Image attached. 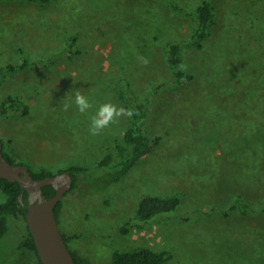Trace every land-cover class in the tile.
Here are the masks:
<instances>
[{
    "label": "rangeland",
    "instance_id": "374dc122",
    "mask_svg": "<svg viewBox=\"0 0 264 264\" xmlns=\"http://www.w3.org/2000/svg\"><path fill=\"white\" fill-rule=\"evenodd\" d=\"M201 1L0 0V66L29 60L0 73V102L30 106L0 115V137L33 167H90L63 198L60 227L92 264L140 245L170 251L168 264H264V0H212L215 23L196 48L191 11ZM171 41L183 44L181 65L193 74L182 85L166 60ZM76 90L93 102L88 113L74 102L62 110ZM146 98L144 129L159 142L121 181H108L95 165L107 150L116 157L130 118L96 136L89 118L103 103L129 108ZM173 193L182 196L175 211L135 218L145 194ZM238 195L251 210L234 207ZM27 225L9 218L0 264H42L20 245Z\"/></svg>",
    "mask_w": 264,
    "mask_h": 264
},
{
    "label": "trees",
    "instance_id": "16d2710c",
    "mask_svg": "<svg viewBox=\"0 0 264 264\" xmlns=\"http://www.w3.org/2000/svg\"><path fill=\"white\" fill-rule=\"evenodd\" d=\"M39 1L47 2L48 0ZM176 6L180 9L182 8L179 5ZM191 12L196 16L197 25L191 35L190 44L196 48H202L204 40L211 34L212 27L215 23V11L212 0H202ZM75 38L76 36H73V43ZM66 51L71 56L74 50L69 48L66 49ZM182 52L183 44L178 41L169 42L165 50L166 60L173 71L174 81L178 85H182L193 79V74L187 70H181ZM28 64V58L24 57L22 64L15 65L8 63L6 66H0V73L3 72L4 69L15 71L19 66L25 67ZM128 107L134 109L138 115H133L130 118L121 139L117 141L116 157L112 151L107 150L104 156L100 158L95 165L96 168L105 170L104 176L111 182L121 181L143 157L152 153L155 145L159 142L158 139L153 140L144 129L146 117L148 116L150 110V99L146 98L136 102L128 100ZM29 108L30 106L22 99L10 96L3 102H0V115L7 114L11 110L17 111L20 109L27 114L29 112ZM2 141L4 142V154L8 160L13 163L28 164L31 173L35 178L40 179L56 174L53 169L48 166L33 167L30 163L22 161V159H16L12 153L7 150L5 141L3 139ZM66 170L70 171L74 178L71 190L79 185L81 174L90 175V167L86 165H70L67 168L60 169L59 172ZM0 188L6 195L5 201L0 204V236H3L9 231V218L11 216L23 217L26 220L29 204V192L28 190L23 189L20 182L10 181L9 179L1 176ZM56 192V188L51 184L43 187V194L45 198L54 196ZM181 202L182 196L179 193H173L166 196L158 194H145L138 203L135 218L139 221L151 220L161 214L175 211ZM62 204L63 200H61L56 206V214L59 222ZM234 207H238L243 212L251 210V206L249 203L244 201L242 195H238L236 197ZM261 212L264 213V209H262ZM27 227L28 233L22 239L20 245L34 251L39 257L34 235L28 225ZM120 230L125 233L128 231V227L123 225ZM64 237L69 244L72 237L65 233ZM71 250L75 257L76 264H92L89 257L80 254L72 248ZM171 258L172 253L166 249L159 251L149 246L140 245L129 250L114 251L112 262L113 264H168Z\"/></svg>",
    "mask_w": 264,
    "mask_h": 264
},
{
    "label": "water",
    "instance_id": "95a60500",
    "mask_svg": "<svg viewBox=\"0 0 264 264\" xmlns=\"http://www.w3.org/2000/svg\"><path fill=\"white\" fill-rule=\"evenodd\" d=\"M0 176L20 182L23 189L29 192L26 221L34 235L42 264H76L56 214L57 204L73 187L71 172L66 170L40 179L35 178L28 164L8 160L4 154V142L0 138ZM48 184L53 185L57 192L54 196L45 198L43 187Z\"/></svg>",
    "mask_w": 264,
    "mask_h": 264
},
{
    "label": "clouds",
    "instance_id": "9594fccd",
    "mask_svg": "<svg viewBox=\"0 0 264 264\" xmlns=\"http://www.w3.org/2000/svg\"><path fill=\"white\" fill-rule=\"evenodd\" d=\"M144 63L147 64L148 61L145 59ZM186 66L181 65V70H185ZM71 93L63 100V111L67 112L74 102L76 108L81 114L88 113L93 109L94 104L89 97L83 95L80 90L75 91L74 100L71 98ZM133 115H138V113L131 108L119 107L113 103H103L95 111V114L90 116L89 132L91 135H100L104 129H106L110 124L116 123L121 117L127 116L131 118Z\"/></svg>",
    "mask_w": 264,
    "mask_h": 264
},
{
    "label": "bare ground",
    "instance_id": "6f19581e",
    "mask_svg": "<svg viewBox=\"0 0 264 264\" xmlns=\"http://www.w3.org/2000/svg\"><path fill=\"white\" fill-rule=\"evenodd\" d=\"M2 200H3V199H2ZM4 200H5V198H4ZM38 258L40 259V257H38ZM38 258H37V259H38ZM39 261H41V260H39Z\"/></svg>",
    "mask_w": 264,
    "mask_h": 264
}]
</instances>
